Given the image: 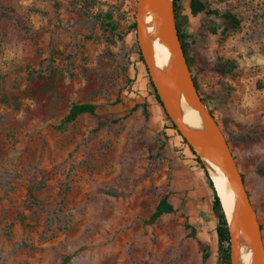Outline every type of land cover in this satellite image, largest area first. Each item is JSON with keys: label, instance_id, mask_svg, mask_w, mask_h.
Masks as SVG:
<instances>
[{"label": "rangeland", "instance_id": "rangeland-1", "mask_svg": "<svg viewBox=\"0 0 264 264\" xmlns=\"http://www.w3.org/2000/svg\"><path fill=\"white\" fill-rule=\"evenodd\" d=\"M201 1L239 20L183 0L192 74L264 238V0ZM137 10L138 0H0V264H217V245L204 259L180 216L149 221L171 192L170 142H184L153 95ZM86 102L95 113L65 122ZM106 115L119 121L97 130Z\"/></svg>", "mask_w": 264, "mask_h": 264}, {"label": "water", "instance_id": "water-1", "mask_svg": "<svg viewBox=\"0 0 264 264\" xmlns=\"http://www.w3.org/2000/svg\"><path fill=\"white\" fill-rule=\"evenodd\" d=\"M148 12L159 23L160 42L168 47L179 59L178 74L169 85H165L162 82L160 72L155 63L152 46L146 37L145 17ZM136 27L138 43L146 68L167 114L181 135L188 141L197 155L203 159L205 164L207 165L203 154L213 159L227 175L241 202L239 210L241 227L248 245L256 252L254 264H264V238L258 212L251 200L245 178L239 168L230 143L211 109L206 106L199 93L179 36L174 3H172V8H165L160 0H138ZM180 92H183L191 105L206 117L209 125L208 134L204 135L188 128L177 103V97ZM230 237L232 264H236L235 253L240 249L241 245L236 242V237L231 229Z\"/></svg>", "mask_w": 264, "mask_h": 264}, {"label": "bare ground", "instance_id": "bare-ground-1", "mask_svg": "<svg viewBox=\"0 0 264 264\" xmlns=\"http://www.w3.org/2000/svg\"><path fill=\"white\" fill-rule=\"evenodd\" d=\"M165 8H172L173 0H160ZM159 23L150 12L145 17V33L152 46L156 66L160 72L162 82L165 85L174 79L179 71L178 57L159 40ZM177 103L182 116L190 130L201 134L209 133V125L206 117L198 112L190 103L183 92L177 97ZM203 158L209 168V174L214 180L215 187L220 195L231 231L241 247L235 253L236 264H254L256 252L248 245L242 231L239 210L241 202L238 199L232 184L223 169L210 157L203 154Z\"/></svg>", "mask_w": 264, "mask_h": 264}, {"label": "trees", "instance_id": "trees-1", "mask_svg": "<svg viewBox=\"0 0 264 264\" xmlns=\"http://www.w3.org/2000/svg\"><path fill=\"white\" fill-rule=\"evenodd\" d=\"M174 3V10L176 13V23H177V28L179 32V36L185 51V55L187 57L190 69L192 71V67L194 65V58L192 55L193 52V44L190 41L192 38L191 35L187 32V27L189 23V16L188 14L185 13V7L183 5V0H173ZM190 6H191V12L193 14H197L198 12L205 11V13L208 16L215 15V16H220L223 18L226 22L233 24L237 26L239 24V20L230 12H224L221 13L219 10H211V9H206V4L203 3L201 0H190ZM141 54V52H140ZM141 60L145 64V61L143 59V56L141 54ZM228 68V67H226ZM150 79V84L153 88V95L155 96V99L158 103V106L160 108V112H162V115L166 116L167 119L172 123V127L177 130V132L181 135V133L178 131L176 125L172 122L171 118L167 114L163 103L160 100L159 95L156 92V89ZM195 83L198 88L197 81L194 77ZM204 101V100H203ZM97 110V105L93 103H78V104H73L71 107L68 115L65 118V122H71L75 120L80 114L83 113H95ZM212 112V111H211ZM213 113V112H212ZM119 121V118H113L111 119L109 116H104L100 119L97 130L103 128L109 123H117ZM183 142L189 146L190 150L195 156V160L198 164L202 166V168L205 170V174L207 177V180L212 187L214 191V199H213V209L214 213L216 215V218L218 219V226H217V247H218V257H217V264H232V255H231V242H230V229H229V223L226 218V213L221 201V198L218 194V191L215 187L214 180L211 178L209 171L207 169V166L203 159L197 155V153L192 149V147L189 145L188 141L181 135ZM258 173L262 176H264V167L260 168L258 170ZM244 176V175H243ZM175 210L174 205L168 200V197L165 196L163 197L160 202L157 204L154 212L152 213L150 217V222H153L157 218H159L161 215L166 214V213H171ZM200 243L203 246V258L207 259L210 256V248L209 245L200 240ZM69 260V257H66L64 261L61 264H67Z\"/></svg>", "mask_w": 264, "mask_h": 264}, {"label": "crops", "instance_id": "crops-1", "mask_svg": "<svg viewBox=\"0 0 264 264\" xmlns=\"http://www.w3.org/2000/svg\"><path fill=\"white\" fill-rule=\"evenodd\" d=\"M170 143L172 164L168 167L171 188L168 200L175 210L166 214L180 216L190 225L199 240L210 243L213 247L217 245L218 226L213 209L214 191L205 170L196 162L189 146L178 142L176 137Z\"/></svg>", "mask_w": 264, "mask_h": 264}]
</instances>
